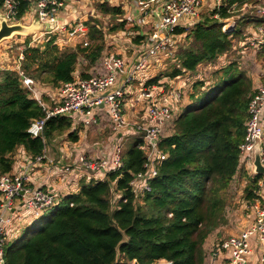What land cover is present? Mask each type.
<instances>
[{"label": "trees", "instance_id": "trees-1", "mask_svg": "<svg viewBox=\"0 0 264 264\" xmlns=\"http://www.w3.org/2000/svg\"><path fill=\"white\" fill-rule=\"evenodd\" d=\"M16 1L20 19L29 0ZM257 3L221 0L192 25H177L175 33L185 36L173 53L174 61L168 59V68L146 85L164 76L195 72L200 63H213L228 53L243 27L264 25V17L244 15L227 30H222V20L240 14L244 5L252 11ZM97 7L106 15L123 13L105 1ZM125 23L122 20L110 30L131 25L125 27ZM87 25L89 41L75 49L59 48L53 36L42 46L25 42L22 74L51 86L73 80L77 57L83 55L93 63L105 46L99 22L89 18ZM134 38L135 43L142 41ZM236 67L237 62H231L223 68L222 78L209 90L200 91L199 81L192 82L191 103L174 119L172 131L158 140L165 157L156 161L157 174L149 180L151 190L141 192V202L131 182L134 174L145 171L146 154L138 147L141 139L131 136L121 153L122 166L102 171L103 177L98 175L96 180L81 181L77 193L59 199L19 237L7 242L4 264H113L117 257L121 263L151 264L164 259L172 264H201L202 243L222 219L223 191L239 167L248 119L249 80L245 70ZM21 83L18 72L0 71V174L10 171L12 153L19 145L33 157L44 148L42 139L27 129L33 119L45 117L46 109ZM68 119L63 115L47 118L45 137L68 131ZM74 132L69 136L75 141ZM260 177L254 175L247 197L254 195Z\"/></svg>", "mask_w": 264, "mask_h": 264}, {"label": "built area", "instance_id": "built-area-1", "mask_svg": "<svg viewBox=\"0 0 264 264\" xmlns=\"http://www.w3.org/2000/svg\"><path fill=\"white\" fill-rule=\"evenodd\" d=\"M36 17L40 23L49 22L53 27L39 32L33 36V43L44 39L43 35L52 34L58 31L65 37L73 36L83 32V25L80 23L60 24L57 22L56 15L58 10L64 5L63 0H33ZM221 0H138L139 4L159 3L162 4V13L160 24L157 29L146 35L143 42L135 49L133 53V65L127 67L123 57L118 54L109 55L101 60L99 73L78 82H65L62 85L60 94L61 101L50 110H46L45 117L33 119L27 129V132L34 137H40L44 140V128L47 118L55 115L68 116L74 120V123L83 124L85 127L94 126L99 119L108 121L111 127L117 131H125L128 128L136 126L127 120L124 111V99L128 87L133 81L141 80L143 73L147 70L158 71L161 63H166L168 59L173 60V53L178 44L183 40V34H176V26L184 22H196L200 17V9L206 2L210 9L219 6ZM5 18L9 24L20 21L17 18V1L3 0L1 4ZM262 12V13H261ZM260 12L264 15V9ZM225 25V23H224ZM224 28V26H222ZM232 25L228 24L231 29ZM258 46L264 45V25L258 28ZM36 45V44H35ZM7 46L5 47V49ZM3 50L5 53L6 50ZM17 56V62L23 60L24 47L20 48ZM9 51V48H8ZM7 54V53H6ZM8 55V54H7ZM19 59V60H18ZM0 61V71L4 69H14L16 61ZM19 73V71H17ZM22 84L31 93L34 94V85L31 78L21 73ZM141 76V77H140ZM158 83V82H157ZM144 86L140 96L147 102L144 108V124L134 128L135 134L141 139L138 146L144 151L147 148L157 152L155 158L148 157L144 164L145 171L137 172L133 175L132 185L140 182L141 192L150 190L149 180L155 176L156 161L164 159L165 153L158 148L160 136L167 135L173 129L174 115L168 104L159 101L152 92ZM185 91L170 89L167 94L172 98L179 99L180 92ZM35 96V95H34ZM248 119L245 123V134L243 137L242 151L240 161L245 165L246 161L251 162L253 148L256 142H259L260 148L264 137V84H259L258 88L251 95L248 106ZM138 131V132H137ZM118 153V154H117ZM261 163L264 166V152L260 150ZM44 158V153L33 157L32 161L20 166L15 172L4 173L0 175V264H4V246L20 229L19 223L25 218L37 217L43 211L57 203L55 194L43 191L41 189H29L28 172L29 169ZM79 164L82 168L90 172L108 171L110 168L116 170L122 165L119 149L117 148L112 163L109 164L104 158H92L87 155L79 157ZM151 161H154L151 162ZM153 166V167H151ZM252 166V164L250 165ZM19 202V203H18ZM18 203V204H17ZM23 207L25 215L15 213L18 205ZM255 219L249 227L241 229L237 234L230 235L224 240L218 241L210 254L209 264H247L246 256L251 254L249 246V237L256 235L261 241H264V205L254 203ZM15 213V214H14ZM224 257H220L221 253ZM220 257V258H219ZM264 260V256H263ZM117 264H134L117 263ZM151 264H171L167 260H157Z\"/></svg>", "mask_w": 264, "mask_h": 264}, {"label": "crops", "instance_id": "crops-1", "mask_svg": "<svg viewBox=\"0 0 264 264\" xmlns=\"http://www.w3.org/2000/svg\"><path fill=\"white\" fill-rule=\"evenodd\" d=\"M63 1H64V5L58 10L56 15L57 22L60 24L80 23L81 25H83L84 29L82 33L79 32L73 36L68 35L67 37H65L64 34H61L58 31L52 34H47L48 38H50L51 36L54 37V42H56L59 48L61 49L64 48L75 49L77 44L79 43L86 44L89 41L87 34L88 32L87 21L89 20V18L96 19L99 22L105 17H115V25H117L120 21L125 20L126 21L125 27L126 25H130L128 23H131L130 26L133 27L134 29V35L132 36V39L130 40V42H126V40H121L120 38H118V34L114 33L116 30L122 29L119 28L120 26L117 27L114 31H111L109 29L110 30L109 32L112 33V35H110L106 33L107 27H105L103 24H100L101 27L97 25V27L101 28L102 31L104 32V42H105L104 49L102 50L99 58L93 63L90 62L89 59L86 58L85 56L79 55L77 57V62L75 64L73 71V80L69 82H78L81 79L95 75L97 70L96 68L97 64H100L102 59H104L105 57L111 54H118L120 57H123L127 63V67L131 68L133 65V53L135 49L143 42L144 37L146 35L154 32L157 29V27L160 24V16L162 13L161 2L155 4L145 3L142 5L137 2L138 0H63ZM103 1L109 3L110 5L119 6L123 13L121 15H106L100 12L98 10L97 4ZM207 3L208 2L202 5L200 9V15L204 13V9H208V10L210 9L205 7V4ZM93 4L95 5L93 6ZM1 14L4 15V11L2 6L0 5V15ZM34 14L36 15L34 1L29 0V7L25 12V14H23L22 17L20 18V21L18 22H20L23 25H30L35 19L32 18ZM193 23L194 22H184L181 23V25L185 24L186 26H189L192 25ZM45 24H48L49 26V28L47 29H51V27H53V24H49V22H45ZM40 26L41 29H37L35 33L47 30L43 24H40ZM248 26L249 24L243 27L242 35L245 34L246 28H248ZM255 28L256 26H252L249 29L250 39H258L259 37L258 35L259 33L255 31ZM27 35H29L30 37H23L24 35H19L20 37L18 39H23L25 41V39L27 38L28 41L25 42H28V45H30V43L31 44L33 43L32 40L33 35L32 34H27ZM109 36L110 38H108ZM134 36H139L141 38L140 40L142 41L140 43L133 42V40L135 39ZM47 39H41V40L39 39V43H36V45L42 46ZM15 43H17V41L14 40V44ZM2 44L3 43L0 42V45ZM4 44H5L4 46L3 45L1 46L2 50L0 49V61L6 62L7 61L6 58H8V55L3 50L5 49L6 46L10 44V41L9 44L8 43H4ZM233 46L234 45H232V47ZM262 46L263 47L260 50L264 49V45ZM108 51H111V53L109 54ZM17 56L18 54L10 59H13L14 61L17 62ZM221 57L227 59L224 62H222L223 64L221 63L219 65H214L215 63H220L218 61L220 60ZM221 57L213 63L209 62L205 65H203V63H200L199 65H202V67H199L198 65L196 67L195 72L185 71L181 75L176 77H168V76L162 77L164 82L168 84L167 89L165 91H162L160 87L161 85L159 84L156 85L157 83L151 84L154 86V88L152 89L153 93L157 95L154 96V94L152 93L153 96L157 98H161L159 101L168 104L170 108L173 111H175L173 113V115H175L174 116L175 119L178 116V114L182 111V108L188 106V104L190 103V99L185 97L184 102L182 104H178V102L175 99L170 98L168 94L166 95V92H168L171 88L178 90L179 89L182 90L184 88L185 91L183 92H188L190 94H193L195 90L190 92L191 84L192 82L195 81H199V83L201 84L200 87H198L200 91L209 90L219 81V79L222 78L223 75L222 69L228 66L231 62H233V60L234 62H236L235 58H233V60L232 58L229 59L230 61L228 60V53L223 54ZM171 61L173 62L174 60ZM168 66L169 65L167 63L160 62V67L158 71H149V70L145 71L143 73V75L145 76L144 77L142 76L143 78L141 80L133 81L131 87L130 88L128 87V91L126 92V97L124 99V111L127 120L130 122V124L135 121V118H138L139 116L143 117L145 115V111L143 109L144 102L142 101L143 98L140 96V93L144 86L148 87V85H146V82L154 78L158 74L164 72L168 68ZM202 69L203 72H201ZM219 69L221 70L220 73H216V70ZM239 70H245L247 73V68H243V66H241ZM205 71L206 73L204 74ZM31 79L34 82L33 83L34 87L36 88V89L34 88L35 96L34 97L31 96V97L38 100L39 105H41L46 110H50L54 108L56 105L60 104L61 94L57 92L58 89H56L55 91H51L49 88L50 84L40 81L37 82L33 78ZM38 84H39V91H37ZM45 84H47L48 87ZM22 87L25 88L23 84ZM51 88H58V87L52 86ZM36 93L38 96H36ZM179 107H181L180 111H179ZM68 118H69L68 120L70 121V128L68 131L62 134L53 132L49 137H45L44 135V140H42L44 144V148L42 152L44 153V158L40 162L34 164L29 169L28 172L29 179L27 185L29 189L31 190L41 189L43 191L52 192L53 194H55L57 199H62V197L71 193H77L79 191V186L81 181L85 180L87 182L91 178L95 179L98 175L99 178L103 177L102 171H100L99 173H91L85 168H82L78 161L81 155H87L92 158H104L108 161L109 164H111L117 148L119 149L120 158L122 157L121 153L123 152L122 151L123 136H126L127 134L129 135L130 132L131 133L134 132L133 130H131L132 127H130L122 132L116 130L117 132L115 133H117V135H113L112 133H105V130L103 129L101 123L103 121L104 122L107 121L104 120L103 118L99 119L98 123L95 124L94 126L91 127L84 126L83 128L77 123H74V120L72 118L70 117ZM93 127L94 129H92ZM89 130H95L96 133L93 131L94 132L93 134H96L98 136L97 140L93 139V135L86 133V131ZM74 131L77 132L76 135L77 140L75 141L72 140L69 136V134ZM81 131L84 132V134H81ZM133 137L136 138V136ZM12 159H13V163L11 165V169L10 171L5 173L15 172V170H19L20 166L22 167L24 164L28 163L29 161H32L33 156H31L30 153L27 152L22 145H19L13 151ZM153 166H155V164ZM238 172H239L237 176L238 181L239 180L242 181V184H245L249 181L244 177H248V179L251 178L252 181L253 175H256V173L253 172L252 166L250 165L246 166V163L245 165L242 164L241 166V161L239 163V167L235 175ZM235 175H233V178ZM233 178L230 180L229 184L232 182ZM254 185L256 187L254 189L255 194L253 196H256L255 198L256 202H260L261 204L264 205V174H261V177L255 182ZM133 190L135 191L136 195L138 192V196H137L138 198L141 195L140 182H138L137 184H133ZM116 196H118V193L116 194ZM58 201L59 200H57V202ZM16 212L25 215V211L23 210V207L20 204L18 205V207H16L15 213ZM42 216L43 213H41L37 217H32V218H27L25 216L24 220L19 223L20 226L19 231L17 233L12 234L10 236L11 238L7 242L19 237L21 232L27 226H29L37 218H41ZM254 219H255V211L249 210V212L245 215V217H242L241 219L242 225L239 227L238 231H236L235 233H230L228 230H224V232H221V230L219 229L220 235H218V231H214L213 235L220 236L221 240H224L228 238L230 235L237 234L242 228L245 229L250 225H252ZM207 237H210L213 240L210 234H208L206 238ZM249 246L251 248V254L246 256L247 264H264V260H263L264 241H261L256 235H252L249 237ZM220 257L227 258L226 256H224L223 252L221 253ZM115 263H121L118 257L116 258Z\"/></svg>", "mask_w": 264, "mask_h": 264}, {"label": "rangeland", "instance_id": "rangeland-1", "mask_svg": "<svg viewBox=\"0 0 264 264\" xmlns=\"http://www.w3.org/2000/svg\"><path fill=\"white\" fill-rule=\"evenodd\" d=\"M94 5L95 4H93V6ZM205 7L210 8V5L209 4H205ZM251 7H252V5H251ZM252 8H253V10H255L254 12H253V10L252 11L250 10V7H248V5H244L240 14L237 13L231 18L222 20V24L224 26V28L223 27L222 28L223 29L228 28V24L232 25V28H234L235 24H236L235 22L238 20V18L239 17H243L244 15L255 14L258 17H261V18L264 17V15L260 14V12L264 9V0H258V3L255 6H253ZM207 10L208 9H204V12H206ZM32 18L34 19V18H37V17L34 14V16H32ZM224 23H225V25H224ZM99 24H103L105 27H107L106 33L112 35V33L109 32L110 31L109 29L112 26H115V17H105L104 19L99 21ZM252 26H256L255 31L258 32L257 28L259 27V25L249 24L248 28H246L245 34H243L244 36L242 35L240 38L233 39V45L234 46L228 52V60L231 59V58H232V60H233V58L236 59L237 67H238V69L236 67L237 70H239L241 66H243V68H247V73L246 74H247V78L249 80V87H250V89L248 91V96H247L248 97V102H249V99H250L251 95L253 94V92H255V90L258 88L259 84H264V51L260 50V49H262L263 46L260 47V48L258 46L259 37H258V39H250L249 29ZM35 32H36V30L33 31V33H30V34H32L33 36L39 35V32H37V33H35ZM114 33L118 34V38H120L121 40H126V42H130V40L132 39V36L134 35V29L131 26H127L124 29L116 30ZM15 36H17V37H15ZM184 36H185V34H183V38H184ZM19 37H20L19 35L15 34L12 37H9V38H6V39L2 40V43H3L2 45L3 46L5 45L4 43H8L9 44V41H10V44L5 49L7 51L6 53L8 54V58H7L8 60L10 58L15 57L18 54V52H19V50H20V48L22 46L24 48L26 47L24 42L27 41L26 40L27 38L24 41L23 39H18ZM23 37H30V36L29 35H24ZM43 37H44V39L48 38L47 34L43 35ZM108 38H110V36ZM14 40L17 41V43L14 44ZM35 42L39 43V41H35ZM36 43H32V44L30 43V46H35ZM2 45H0V49L1 50H2V47H1ZM249 46L252 47V48H250ZM8 48H9V51H8ZM111 51H108V53L110 54ZM113 55L114 54H111V56H113ZM226 59L227 58L221 57L220 60L218 61L220 63H215L214 65H219L222 62H224ZM23 60H24V57H23ZM23 60L20 62V64L17 62V65L14 67L15 70L14 69H4V70H11V71H16L17 72L20 69V72H21V70H22L21 65H22ZM13 61H14L13 59L10 60V62H12V63H13ZM233 62H234V60H233ZM203 65H205V64H203ZM199 67H202V65H199ZM213 67H215V66H213ZM96 68H97V70H96L95 75L99 73V70H100L99 64H97ZM201 72H203V69L201 70ZM243 72L245 73L246 71H243ZM21 73L18 72L19 75H21ZM205 73H206V71L204 72V74ZM216 73H220V71L216 70ZM196 74H199V73H196ZM204 74H201V75H204ZM188 78H190V77H188ZM158 84L161 85L160 87H161L162 91H165L167 89L168 84L165 83L162 78H161V80L159 79V81H158V83L156 85H158ZM45 85L47 86V84H45ZM62 85L63 84L61 83L58 86H53V87H58V88H51L52 86L49 85L50 86L49 88H50L51 91H55L56 89H58L57 92L60 93ZM33 88H35V87H33ZM146 88L149 89L153 93V90H152L154 88L153 85H151V86L148 85V87H146ZM37 91H39V84H38V87H37ZM192 91L193 90H191L190 92H192ZM49 93H51V92H49ZM34 95L35 94H33V93L31 94L32 97H34ZM166 95H167V92H166ZM191 95L192 94H190L188 92H180L179 99L172 98L170 95L169 96H170V98L175 99L178 102V104H182L184 102V100H185V97H187L188 99L190 98V101H191V97H190ZM36 96H38L37 93H36ZM142 101L144 102L143 106L146 107L147 102H146L145 98ZM144 107H143V109H144ZM185 108L183 107L182 111ZM180 109H181V107H179V111H180ZM171 111H172V114L175 112L172 109H171ZM182 111L179 114H181ZM142 113H143V111H142ZM144 122H145L144 121V117H142V116H139L138 118H135V121H134L136 126H141V125L144 124ZM245 123H246V120H245ZM101 124L103 126V129L105 130V133H112L113 135H117V133H115L117 131L114 130L111 127V125H110V123L108 121L107 122L103 121ZM78 125H80L82 128L84 127L83 124H81V123L78 124ZM136 126H133V127L136 128ZM134 128H132L131 130L135 131ZM92 129H94V127ZM93 131L95 132V130H89V131H86V133H88L90 135H93V139L97 140L98 136L96 134H93L94 133ZM81 134H84V132L81 131ZM129 135L130 136H137L135 134V132H132V133L130 132ZM129 135L127 134L126 136H123V138H122L123 139V141H122L123 146L121 145L123 147L122 151L125 150V148L128 145V142L131 140V137ZM261 148H262V150L264 152L263 142L261 143ZM147 149L148 150H145V152H146L148 157L155 158L156 156H158L157 152L153 151L152 149L150 150V148H147ZM242 149L243 148H242V145H241L240 152L242 151ZM151 162L154 163V161H151ZM247 165L248 166L251 165V162L250 161H246V166ZM241 166H242V162H241ZM151 167H153V166H151ZM154 169L156 171L155 173L157 174V168H154ZM238 174H239V172L234 176L232 182L230 184H228L227 189H225L223 191V198L225 200V206L222 209V212H223L222 219L219 221V223L217 224L216 228L209 233L212 236L213 240L210 237H207V238H205L206 240L204 239V241L202 243L203 256H202L201 264H209V257H210L211 251H212L214 245L218 241L221 240L220 236H214L213 235L214 231H218V235H220L219 229L221 230V232H224V230H228L230 233H235L236 231L239 230V227L242 225L241 224L242 217H245V215L249 212V210H253L254 211V206H251V205H253V203H259L261 206L263 205L260 202H256V200H255L256 196L247 197L246 190L249 189L250 186H251L250 184L253 183L251 181V178L248 179V177H244V178H246L249 181L247 183H245V184H242V181H240V180L238 181V177H237ZM253 178H254V175H253ZM134 186H136V185H134ZM254 186H252V187H254ZM254 189H253V193L255 194ZM150 190H151V186H150ZM149 191H147V192H149ZM137 196H138V194H137ZM141 199H142V196H139L137 198L138 202H141ZM139 205H142V204H139ZM50 207H48V208H50ZM48 208H46L44 210V212ZM162 260H164V259H162ZM167 261L171 262V264H172V261H170V260H167ZM113 264H117V263H113Z\"/></svg>", "mask_w": 264, "mask_h": 264}, {"label": "water", "instance_id": "water-1", "mask_svg": "<svg viewBox=\"0 0 264 264\" xmlns=\"http://www.w3.org/2000/svg\"><path fill=\"white\" fill-rule=\"evenodd\" d=\"M40 21L38 18H35L33 22L30 25H23L20 22H16L13 24H9L7 22V19L4 15H0V42H2L3 39L12 37L13 35H27L32 33L33 31L37 29H41ZM44 27L47 29L49 28L48 24H43ZM48 30V29H47ZM260 144L259 142H256L251 156V164L253 172L256 174H264V166L261 163V157H260Z\"/></svg>", "mask_w": 264, "mask_h": 264}]
</instances>
